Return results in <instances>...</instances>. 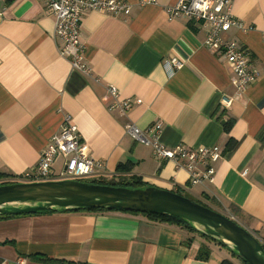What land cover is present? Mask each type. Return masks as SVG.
<instances>
[{
  "label": "crops",
  "instance_id": "0c3cea01",
  "mask_svg": "<svg viewBox=\"0 0 264 264\" xmlns=\"http://www.w3.org/2000/svg\"><path fill=\"white\" fill-rule=\"evenodd\" d=\"M126 1L127 16L82 14L84 58L92 68L86 75L60 55L62 40L54 36V17L45 12L44 0H0V172L17 177L34 167L68 114L91 155L104 162L91 179L135 174L148 185L211 204L212 197L239 209L245 228L264 234V73L238 94L226 58L203 44L205 27L194 31L186 19L169 18L166 8L178 0ZM232 13L244 29L231 27L224 37L246 47L251 66L261 70L264 0H233ZM173 57L183 66L168 75L163 63ZM109 85L118 99L131 100L125 115L108 110ZM157 121L166 147H220L212 183L190 185L185 169L154 158L150 145L125 132L127 123L144 129ZM229 138L234 145L227 149ZM119 163H131L130 170L117 172ZM202 241L176 224L122 210L0 218V261L9 264L18 256L26 264H53L40 257L71 264H241L215 244L207 258L196 257Z\"/></svg>",
  "mask_w": 264,
  "mask_h": 264
},
{
  "label": "built area",
  "instance_id": "2783aa9c",
  "mask_svg": "<svg viewBox=\"0 0 264 264\" xmlns=\"http://www.w3.org/2000/svg\"><path fill=\"white\" fill-rule=\"evenodd\" d=\"M156 0H139L140 5L155 3ZM233 0H178L166 8L169 18L182 17L195 30L205 27L203 44L209 50L223 55L231 66L232 85L238 94L245 90L264 73L251 66L250 51L234 39L224 37L231 27L243 30L242 23L232 13ZM44 10L54 17V36L62 40L60 55L66 57L73 69L88 75L92 68L84 58L85 45L81 38V17L86 11L97 10L115 16H127L131 3L126 0H44ZM168 75L183 66L177 58L166 59L163 63ZM111 97L108 110L125 115L131 108L130 99H118V91L108 86ZM230 100H226L229 103ZM125 132L139 143L151 146L154 158L171 161L177 169H185L190 185L214 181L215 169L212 165L221 157L219 146L186 147L177 144L166 147L159 141L162 123L159 121L144 129L133 123L125 124ZM104 167V162L91 155L89 145L82 139L77 125L70 115H64L58 133L51 135L40 153L37 164L17 176L18 182H38L46 180L91 179ZM16 264H26V258L18 256ZM0 264H9L8 260Z\"/></svg>",
  "mask_w": 264,
  "mask_h": 264
},
{
  "label": "water",
  "instance_id": "95a60500",
  "mask_svg": "<svg viewBox=\"0 0 264 264\" xmlns=\"http://www.w3.org/2000/svg\"><path fill=\"white\" fill-rule=\"evenodd\" d=\"M85 208L172 215L236 253L247 264H264L260 240L237 220L172 190L128 187L75 179L0 184V214H35Z\"/></svg>",
  "mask_w": 264,
  "mask_h": 264
},
{
  "label": "trees",
  "instance_id": "16d2710c",
  "mask_svg": "<svg viewBox=\"0 0 264 264\" xmlns=\"http://www.w3.org/2000/svg\"><path fill=\"white\" fill-rule=\"evenodd\" d=\"M190 26L191 29H193L195 31V28L193 27V25H191L190 23L188 24ZM229 126L230 124L226 123L224 125V128L226 131L229 130ZM261 140H264V135L260 136ZM234 145V141L229 138L228 142H227V149H230L231 147H233ZM131 168V163H119L116 166V171L117 172H127L129 171ZM0 184H8V183H13V182H18L16 181L17 177L12 175H8L5 173H1L0 172ZM84 181H89V182H94V183H100V184H111V185H117V186H128V187H145L148 186L147 182H144L142 180V178L138 175L135 174H120L117 175L116 178H93V179H87ZM175 192L180 193L184 196L190 197L189 195L183 194L181 192H179L178 190H176ZM195 201H197L198 203L205 205L207 207H210L216 211H219L218 209L212 207L211 205L199 200V199H194ZM210 200L212 201V203L214 205H217L218 207L221 208V206H223L219 201H217L216 199L210 197ZM229 211L231 213V215H233L239 223H242V221L240 220V211L239 209H235V207L233 205H229ZM88 209H92V208H88ZM96 209V208H94ZM112 210H122V209H118V208H114ZM125 211V210H122ZM47 212V211H46ZM130 212V211H129ZM40 213H45V212H39V213H35V214H40ZM137 213V212H134ZM143 215H145L146 217H148L149 219L153 220V221H157V222H168V223H173L176 224L182 228H185L188 232L192 233V234H196L199 237H201L203 239L201 245L198 248L196 257L198 258H202L205 259L209 256L210 254V244H217L220 245L222 247L223 246L221 243H218L217 241H215L213 238H211L210 236L202 233L201 231H199L198 229H196V227H194L191 223L176 217V216H172V215H159V214H150V213H141ZM20 215H26V214H20ZM9 216H14V214H0V218H4V217H9ZM262 243L263 247H264V234L262 233L261 229H249ZM193 238H189L187 240V244L189 245L192 242ZM226 248V247H225ZM232 255L239 257L236 253L231 252L230 250H228ZM29 258H35L36 255H29ZM41 260L45 261V262H49V263H55V264H71L70 261H65L64 259H58V258H47V257H40ZM242 261L243 259L241 257H239ZM244 264H247L245 261H243ZM78 264V263H76ZM80 264V263H79ZM220 264H232V262L228 259H223L221 260Z\"/></svg>",
  "mask_w": 264,
  "mask_h": 264
},
{
  "label": "rangeland",
  "instance_id": "374dc122",
  "mask_svg": "<svg viewBox=\"0 0 264 264\" xmlns=\"http://www.w3.org/2000/svg\"><path fill=\"white\" fill-rule=\"evenodd\" d=\"M185 194L191 196V197L194 198V199H197V197H194V196H192V195H190V194H188V193H185ZM201 201H203V202H205V203L211 205L212 207L218 209L219 212H221V213H223V214H225V215H227V216H229V217H232V218L236 219L233 215H231V213H230V211H229V208H228V207H229L228 205L221 206V208H220V207H218L217 205L211 204V203H209V202H207V201H205V200H203V199H202ZM215 247L217 248V251H219V253H221L223 256L230 257L231 253H229V251H228L227 248L222 247V246L217 245V244H215ZM234 257H235V259H236V260H235L236 262H239V263H241V264H244V262H243L239 257H237V256H234Z\"/></svg>",
  "mask_w": 264,
  "mask_h": 264
}]
</instances>
